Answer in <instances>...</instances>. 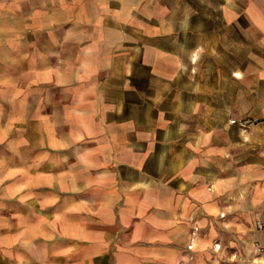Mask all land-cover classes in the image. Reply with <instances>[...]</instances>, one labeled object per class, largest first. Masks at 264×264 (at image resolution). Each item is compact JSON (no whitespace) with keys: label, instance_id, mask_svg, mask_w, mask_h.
Returning a JSON list of instances; mask_svg holds the SVG:
<instances>
[{"label":"crops","instance_id":"1","mask_svg":"<svg viewBox=\"0 0 264 264\" xmlns=\"http://www.w3.org/2000/svg\"><path fill=\"white\" fill-rule=\"evenodd\" d=\"M258 245L264 0H0V264Z\"/></svg>","mask_w":264,"mask_h":264},{"label":"built area","instance_id":"2","mask_svg":"<svg viewBox=\"0 0 264 264\" xmlns=\"http://www.w3.org/2000/svg\"><path fill=\"white\" fill-rule=\"evenodd\" d=\"M230 122L231 123H235V120H230ZM257 249H258V252L260 253V254H262V255H264V247H262V246H257Z\"/></svg>","mask_w":264,"mask_h":264}]
</instances>
